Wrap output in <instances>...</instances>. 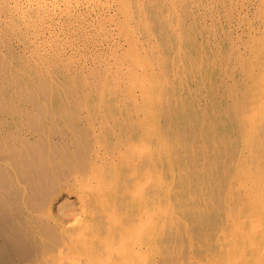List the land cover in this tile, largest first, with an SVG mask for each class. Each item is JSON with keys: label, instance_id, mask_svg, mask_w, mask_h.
Segmentation results:
<instances>
[{"label": "bare ground", "instance_id": "6f19581e", "mask_svg": "<svg viewBox=\"0 0 264 264\" xmlns=\"http://www.w3.org/2000/svg\"><path fill=\"white\" fill-rule=\"evenodd\" d=\"M72 1L0 0V264H264L262 3Z\"/></svg>", "mask_w": 264, "mask_h": 264}, {"label": "rangeland", "instance_id": "374dc122", "mask_svg": "<svg viewBox=\"0 0 264 264\" xmlns=\"http://www.w3.org/2000/svg\"><path fill=\"white\" fill-rule=\"evenodd\" d=\"M23 1H25V0H23ZM23 1L21 0V3H24ZM49 1H51V2L55 1L54 6H57V8H55L57 10V12H59L58 8L63 9L64 4L63 3H62L63 5L59 4L60 2H62V0H49ZM241 1L243 3H241ZM73 2L74 3L77 2V4L79 3L78 6L76 5L77 7H75L76 10L77 9L79 11L81 10L80 12L85 10V11H83L85 13L88 11L87 13H88V18H89V0H74L71 3H72V5L75 6V4H73ZM238 2H239V4H237V10L234 11L233 17L231 19V24H230V26L233 28V30L236 34H239V33L243 32L247 29L248 23L246 21H244L246 19V16L250 21H253V23H254L253 26L259 25L260 21L257 19V17H255V11L257 10V6L260 2L262 3V5L264 7V0H237V3ZM240 3L243 5H241ZM91 13L94 16V13L92 11H91ZM60 16L61 15L59 14L56 21H53L52 24H55L54 26H56L59 23L60 19L63 17V16H61V17Z\"/></svg>", "mask_w": 264, "mask_h": 264}]
</instances>
